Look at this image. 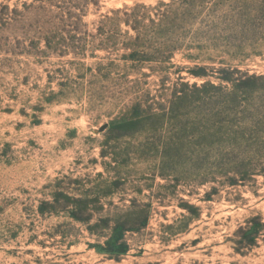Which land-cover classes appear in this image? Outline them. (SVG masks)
Returning <instances> with one entry per match:
<instances>
[{
  "label": "rangeland",
  "instance_id": "1",
  "mask_svg": "<svg viewBox=\"0 0 264 264\" xmlns=\"http://www.w3.org/2000/svg\"><path fill=\"white\" fill-rule=\"evenodd\" d=\"M170 1L102 0L84 26L49 29L58 41L85 43L111 10ZM217 4L213 28L184 30L189 48L176 53L162 85L157 64L124 66L121 53L39 60L15 50L29 7L40 3L0 0V264H264V236L249 231L264 223V144L223 137L218 114L235 103L231 119L258 122L264 139V0ZM113 60L111 81L92 76L89 68ZM228 66L242 71L231 77L246 88L221 81ZM201 67L205 78L193 74ZM51 91H64L62 100L47 103ZM138 97L173 103L175 113L122 138L112 121ZM116 224L128 229L120 242Z\"/></svg>",
  "mask_w": 264,
  "mask_h": 264
},
{
  "label": "trees",
  "instance_id": "2",
  "mask_svg": "<svg viewBox=\"0 0 264 264\" xmlns=\"http://www.w3.org/2000/svg\"><path fill=\"white\" fill-rule=\"evenodd\" d=\"M101 1L35 0L40 5L29 7L27 13L29 23L26 25V38L23 42L15 44V50L22 51L25 55L39 60L52 56L64 58L70 55L75 59H96L99 58L97 52L100 51L106 53L108 56H112L114 53H121L120 61L125 63L124 66H128L129 63L157 64L158 66L152 69V72H155L154 75L160 77L162 85H166L171 76L168 66L172 64V59L178 51L189 48L184 46L187 37L184 30L189 29L192 35L197 25L204 26L207 24V27L213 28L217 20L220 19L221 13L220 7L218 8L219 4H217L218 0H172L170 2H160L154 7L143 3H136L134 6L130 7L126 5L123 8L114 9L103 14L97 22L99 32L97 35L92 36V41L85 43H80L82 42L80 40V42H75L74 40L58 41V37L55 36L56 34H52L53 32L49 29L51 27L84 26L83 22L88 8L91 5L99 8ZM123 26L134 31V34H131L130 30L123 32ZM177 29H181V31L177 33ZM196 35L195 39L201 38V35ZM70 64L79 75L84 76V64L82 62L74 60ZM115 65L116 60H113L111 64L105 65L97 63L96 68H89V70L92 72L96 71V74H92L93 77L107 76L109 81H111L110 77ZM206 69L207 67H201L199 73L193 74L197 77L205 78L208 76ZM137 70L139 69L132 68V71H128V73L123 75H126V80H130V73L136 74ZM221 72L224 73L221 81L232 83L237 89L247 87L248 83L242 81L241 78L233 79L231 77L233 74H240L242 72L239 68L228 66L223 68ZM145 76L150 77L147 74ZM49 78L50 82H53V77L49 76ZM249 79L255 81L257 77H249ZM134 83L137 85L142 84L140 79H136ZM81 90L84 91V89ZM80 91H76V93ZM48 95L45 98L47 103L60 102L64 91L58 93L51 91ZM149 102L139 97L133 100V104L112 121L113 131H119L122 138H126L131 133H143L147 125L154 124L153 121L168 119V117H172L175 113L172 106L173 103H158L157 105L156 103ZM233 106L237 107L235 103H226V106H220L218 109L219 117H221L220 132H223V137L226 136L224 132L228 134L227 136L230 140L238 137L236 135L239 134H243L242 136L249 134L248 136L254 138L257 145L258 141L263 145L264 139L256 135L259 127L262 125L251 119L249 122L246 120L234 122L235 119L231 118L234 113H237V110ZM257 117L264 118V113H259ZM108 143L105 142L103 146L106 148ZM103 154V156H106L107 151H104ZM261 174L264 176V170ZM99 177H103V175L99 174ZM80 206H84L89 211L90 203L87 200H81ZM73 217L77 220H87L81 217L79 211L73 213ZM143 228H145V224L140 228L130 230L134 231ZM125 231H128V229H121L119 225H115L114 238H116L117 242L123 240ZM249 231L254 240L260 235L264 236V223L255 226V228H249ZM252 238L249 237L250 242H253ZM116 243L115 245L117 246ZM252 244L249 243V245ZM117 252L124 254L125 250Z\"/></svg>",
  "mask_w": 264,
  "mask_h": 264
}]
</instances>
